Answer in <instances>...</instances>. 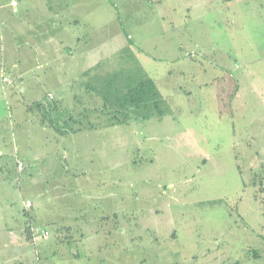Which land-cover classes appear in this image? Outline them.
<instances>
[{"label":"rangeland","instance_id":"rangeland-1","mask_svg":"<svg viewBox=\"0 0 264 264\" xmlns=\"http://www.w3.org/2000/svg\"><path fill=\"white\" fill-rule=\"evenodd\" d=\"M56 2L60 17L85 19L73 30L98 76L121 98L122 79L144 72L161 112L109 97L90 116L107 130L79 133L83 120L28 90L12 115L1 65L48 40ZM0 125V148L39 151L43 168L12 190L13 170L0 174V264L23 263L8 256L11 229L44 246L40 264H264V0H0Z\"/></svg>","mask_w":264,"mask_h":264},{"label":"crops","instance_id":"crops-1","mask_svg":"<svg viewBox=\"0 0 264 264\" xmlns=\"http://www.w3.org/2000/svg\"><path fill=\"white\" fill-rule=\"evenodd\" d=\"M64 2H66V0H64ZM64 4H69V3L67 2ZM16 5L18 6V4ZM59 5L60 2L59 3L56 2V8L58 9L52 12L56 14H50L52 15V20L55 29L54 28L52 29V35H50V32L47 33L48 40L44 44H40V43L31 44L32 47L26 50L27 54L24 56V59L20 57L17 60V55L9 56L11 57L9 58L10 65L8 62H5V64L1 65L2 67L1 76L4 78L8 76V75L5 76L7 72L10 73L12 76L11 85H13L12 88L4 92V95L2 96L1 99L3 100V97H5L6 104H8L9 110L13 115L14 112H18L22 107L20 102L14 100V97L15 95H17V93H19L20 95H24V93H27L26 91L30 90L31 92L30 96L34 98L33 99L34 103L43 100L44 98L48 97V95H52V98L55 101L54 103L57 105V107L61 108L62 106H65L67 111L72 112L70 113L72 119L69 117L67 122L69 123L73 122L76 124L78 120H83L82 125L74 128L75 131L77 132L80 131L79 133H83V131H88V130L91 131L107 130V128L109 127L108 121L106 122V120H104L102 122V120H100L99 118L101 116H105V113L107 111L106 102L103 100L101 95V92L106 88L107 81L101 76H98L99 72L96 70L97 67L102 64L101 63L102 61H100V59L98 60V58L92 59V49L88 48L84 44L82 45L80 43V38L77 39V36L73 30L74 27L86 25L85 19L83 17H80L79 14L76 13L69 14L67 15V17H60L61 11L59 10L60 9ZM78 7L79 6H76V8ZM88 26L89 27L91 26L90 23L88 24ZM40 28L41 29H39L38 34H40L43 28H45V25L42 24ZM42 37H44L43 33H42ZM77 52H79L78 54L80 55L81 60L77 58V54H76ZM30 55L32 56L33 59L30 58L31 57ZM130 78L131 76H126V78L123 79L128 81ZM90 83L94 84V88L90 85ZM43 87L52 89V91H49L48 94H46V96H43L42 93L41 94L35 93V91L40 92L43 89ZM96 92L98 93V95ZM92 98H96L95 100L99 99L100 102H105V105L104 106L102 105V107L99 108L97 106L95 108H91ZM71 102H73V104H70ZM54 112H56V110ZM91 115L99 116L96 118L97 124H94L92 122V119L90 117ZM60 120L61 119H59V122L57 121L58 124L60 123ZM67 122L66 120L65 123L63 121L64 126L67 125ZM36 124L40 129H45L50 126V125L47 126L48 124L45 125L44 122H40V121H37ZM0 127H1L0 129L5 128L2 125H0ZM66 128L63 127L64 131H70L71 129H73L72 127L68 130ZM59 136L61 137L60 134ZM68 136H69L68 133L62 134V138H67ZM2 139H4V137L1 135L0 141ZM30 150L32 151V148ZM33 150L35 149L33 148ZM13 151L15 153H13L12 151H10L9 153V151L0 148V153H2L0 156V160H2L0 164V174H4L6 172L7 173V176L5 175L6 178H10L11 177L10 173L12 172L11 171L12 169L14 172V179H13L14 182L13 181H9L12 183L7 182L5 184V187L11 188L13 183L15 184L18 183L21 188L23 171L20 172L17 167L15 168V164H17L18 162H23L25 164L24 171L26 170L27 172H29V170H31L32 172L34 170L43 171V168L39 169V165H40L39 163H41V153L36 150L35 153H33V151L32 153L28 152V154H23L21 159L20 157H18L17 151L16 150ZM19 152L21 153V151ZM50 163L55 164V159L50 160ZM45 177L48 178V175ZM33 178H34L33 176L30 177V179ZM13 204L15 205L14 202L9 201L8 206H11L12 208ZM24 209L22 211H24ZM64 226H67V224H65ZM10 232L11 234L9 235V238L6 240V242L9 241V244H12L10 246H12L13 250L12 252L8 253L9 257H14L16 255V258L19 257L20 258L19 260L23 261L22 264H30L27 261H25L23 258H28L29 255L32 254L31 252L32 245H34L35 247L34 249L37 258L40 257L42 252L43 253L45 252V250H43L44 246L43 248H41L42 246L35 245L36 241L34 240L32 235H31L32 237H30V240H27V238H25V236L23 235L24 233L20 231L22 233L17 235L18 236L17 239L15 238V240L17 241L15 242V240L11 238V235L15 236L14 234L15 231L11 229ZM48 237L44 241H47ZM12 240L14 243H11ZM15 245L17 246V248L14 251ZM46 249H48V247H46ZM51 253H48L47 255H50ZM40 261L41 259L39 258L36 261V264H40L39 263Z\"/></svg>","mask_w":264,"mask_h":264},{"label":"trees","instance_id":"trees-1","mask_svg":"<svg viewBox=\"0 0 264 264\" xmlns=\"http://www.w3.org/2000/svg\"><path fill=\"white\" fill-rule=\"evenodd\" d=\"M142 74L143 75L140 77V79H137L138 81H135V83L133 81L134 78L132 79V77L128 81L126 80V91L122 94L121 98L119 95L120 91H118L119 89L113 83H107L105 88L106 90H103L105 92H101L103 100L107 102L109 97L117 99V102H119V100H123L124 103L120 104L121 107H124L126 104H132V106H141L140 108L147 109L149 105H153L155 108V113L161 112L159 110V99H161V97L157 87L151 78H149L144 72H142ZM127 76H132V73L128 74ZM113 77L114 80H118L116 75ZM123 80L125 79H122V81ZM149 114L151 113H148V115ZM145 117L147 118V115H145ZM235 264L239 263L237 262Z\"/></svg>","mask_w":264,"mask_h":264},{"label":"built area","instance_id":"built-area-1","mask_svg":"<svg viewBox=\"0 0 264 264\" xmlns=\"http://www.w3.org/2000/svg\"><path fill=\"white\" fill-rule=\"evenodd\" d=\"M16 4H17V2H13V5H16ZM3 81L6 84H10V85L12 84V81L9 78H7V77H4ZM0 156H1V153H0ZM17 168H18V170L20 172H22L25 169V164L23 162H18L17 163ZM30 206H31V203L27 202V207L30 208ZM48 236H49V232H44L43 238H47Z\"/></svg>","mask_w":264,"mask_h":264}]
</instances>
